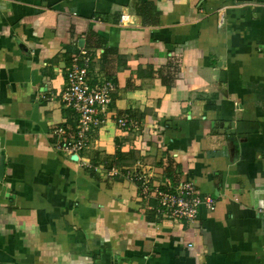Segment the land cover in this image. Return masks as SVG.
Returning <instances> with one entry per match:
<instances>
[{
	"label": "crops",
	"instance_id": "0c3cea01",
	"mask_svg": "<svg viewBox=\"0 0 264 264\" xmlns=\"http://www.w3.org/2000/svg\"><path fill=\"white\" fill-rule=\"evenodd\" d=\"M109 48L110 113L68 152V68L87 49L101 80ZM126 168L215 209L161 214ZM0 264H264V0H0Z\"/></svg>",
	"mask_w": 264,
	"mask_h": 264
},
{
	"label": "built area",
	"instance_id": "2783aa9c",
	"mask_svg": "<svg viewBox=\"0 0 264 264\" xmlns=\"http://www.w3.org/2000/svg\"><path fill=\"white\" fill-rule=\"evenodd\" d=\"M224 15L219 14V24H223ZM92 54L82 49L73 58L67 71V85L61 92V100L67 108L73 109L77 115L75 131L67 134L66 128H60L63 139L60 147L68 152H81L90 147L95 132L103 126L110 113L113 100L114 82L103 75L101 80L92 76ZM117 126L123 131L139 130L141 121L130 113L116 117ZM89 167L92 165L88 164ZM95 167V166H93ZM111 175L121 174L117 165L109 169ZM125 176L131 180H143L142 194L147 198L154 195L158 200L161 214L176 219L194 220L202 205L215 209L216 200L212 195H202L191 180H181L176 183L171 176L166 175L163 183L150 185L143 174H138L126 168ZM193 245V243H190Z\"/></svg>",
	"mask_w": 264,
	"mask_h": 264
},
{
	"label": "trees",
	"instance_id": "16d2710c",
	"mask_svg": "<svg viewBox=\"0 0 264 264\" xmlns=\"http://www.w3.org/2000/svg\"><path fill=\"white\" fill-rule=\"evenodd\" d=\"M114 52H115V50L113 48H109V49L106 50V52L104 54V63H105L104 67L106 69V75H107L108 78L111 77L114 74V72L110 71L109 59H108L109 57L108 56H109L110 53H114ZM159 75H161L163 77V81L165 82V84H167V85L170 84V80L165 77V71L164 70H160L159 71ZM123 156H125V155L121 151H118L117 154L114 156V157H116L117 160L115 158L111 157V156H107L104 159V161L106 162V165L108 166V168H111L114 165H118V163H119L118 160H122Z\"/></svg>",
	"mask_w": 264,
	"mask_h": 264
},
{
	"label": "water",
	"instance_id": "95a60500",
	"mask_svg": "<svg viewBox=\"0 0 264 264\" xmlns=\"http://www.w3.org/2000/svg\"><path fill=\"white\" fill-rule=\"evenodd\" d=\"M232 140L234 142V145L237 146L238 145V140L236 137H232ZM1 173H3V167L1 168Z\"/></svg>",
	"mask_w": 264,
	"mask_h": 264
},
{
	"label": "rangeland",
	"instance_id": "374dc122",
	"mask_svg": "<svg viewBox=\"0 0 264 264\" xmlns=\"http://www.w3.org/2000/svg\"><path fill=\"white\" fill-rule=\"evenodd\" d=\"M133 131H136V130H133ZM131 163H132V162H131ZM133 164H134V163H133ZM133 164H130V165H133ZM137 164H138V163H137ZM137 164H136V165H137ZM95 167H96V166H95ZM117 167H120V166L117 165ZM96 168H97V167H96ZM133 168H134V167H133ZM130 169H132V168H130ZM132 170H133V169H132ZM134 171H135V170H134ZM110 175H111V174H110Z\"/></svg>",
	"mask_w": 264,
	"mask_h": 264
}]
</instances>
